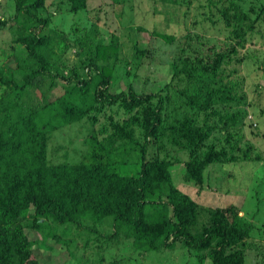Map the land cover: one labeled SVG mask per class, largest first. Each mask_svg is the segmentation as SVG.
<instances>
[{
  "label": "trees",
  "instance_id": "obj_1",
  "mask_svg": "<svg viewBox=\"0 0 264 264\" xmlns=\"http://www.w3.org/2000/svg\"><path fill=\"white\" fill-rule=\"evenodd\" d=\"M70 1L73 13L88 10L87 0ZM160 1L169 13L202 0ZM205 2L210 20L215 22L216 17L228 29L229 45H211L200 38L193 43L189 35L181 53L167 64L170 82L150 92L132 85L110 92L116 80L114 66L123 63L121 43L116 35L110 42L98 39L97 22L68 42L61 33H44L49 21L39 14L46 0H14L15 13L0 17V29L16 26L11 51L0 57V264H41L29 231L45 235L53 224L102 235L86 226L108 217L114 219V228L106 241L133 239L129 247L142 260L186 249L197 257L196 264H205V252L212 264H245L254 225L240 216L241 208L202 209L174 183L172 173L180 164L184 182L203 188L212 165L264 161V155L245 142L247 122L253 135H261L258 124L248 119L251 103L245 83L227 71L237 47L245 48L249 34L264 24V5L257 8L250 2L248 7L244 0ZM133 30L128 33L133 42L130 51L141 63L152 52L136 44ZM136 30L147 32L143 26ZM152 34L168 44L176 40L167 33ZM71 48L80 58L75 68L65 60ZM13 50H18L16 57ZM60 79L64 94L49 101ZM171 104L181 112L170 114ZM109 111L122 113L124 119L110 115L109 125L94 128L82 160L51 162L49 142L54 132L85 119L95 126L99 114ZM216 130L222 131L219 140H226L221 147L206 143ZM151 147H157L153 156ZM171 147L178 150L174 157ZM183 152L189 154L187 160L178 156ZM132 161L140 170L122 173ZM202 212L207 220L199 223Z\"/></svg>",
  "mask_w": 264,
  "mask_h": 264
},
{
  "label": "rangeland",
  "instance_id": "obj_2",
  "mask_svg": "<svg viewBox=\"0 0 264 264\" xmlns=\"http://www.w3.org/2000/svg\"><path fill=\"white\" fill-rule=\"evenodd\" d=\"M250 2L257 8L264 5V0H244L245 6L249 7ZM205 4H207L205 0L195 1L188 7L182 6L168 13L167 6L160 0H87L88 10L76 14L73 13L70 0H46L45 8L39 15L40 18L49 21V25L44 29L45 34L53 31L61 33L68 42L75 34L81 36L83 29L87 31L92 29L95 22L98 23V31L101 34L97 36L98 39L110 42L111 36L116 35L121 43L119 61L123 63L114 66L116 80L110 92L115 94L126 91L130 85L135 86L137 91L150 92L170 82L171 72L167 64L176 54L181 53L183 43L189 35L192 36L189 41L193 40V43L200 38L211 45L220 46V43L229 45L228 29L223 22L217 21L216 17H213L215 22L210 20L209 9ZM14 13V0H0V17L9 18ZM139 26H143L147 32L136 30ZM131 27L135 29L133 38L136 44L152 52V55L143 57L141 63L134 58V51H130L133 46V42L130 41L132 35H128ZM154 31L174 35L176 40L168 44L154 36L152 34ZM15 35L16 26L0 29V57L11 51ZM237 50L238 53L233 55V61L227 71L232 73L233 77L243 79L248 102L251 103L249 118L258 124L257 129L261 132L260 136L253 135V129L249 127L251 122H247L244 128L245 142L252 143L256 152L264 155V24L262 22L249 34L246 47L238 46ZM11 53L16 57L15 53L18 54V50H13ZM241 58L244 60L240 61ZM13 59L15 60L14 57ZM12 60L13 66L15 62ZM65 60L70 68H75L80 61L77 50L69 49L65 54ZM62 68L60 69L63 71ZM63 85L60 79L58 86L50 94L49 101H54L64 94ZM178 110L181 112L177 104H171L169 113L175 114ZM110 115L118 121L124 119L122 113L109 111L107 114H99V121L95 126L85 119L64 125L54 132L49 142L51 162L76 163L82 160L88 150L87 139L91 136V131L94 128L95 131H99L104 125H109ZM221 136L222 131L216 130L207 140V145L213 142L217 143L218 147L225 145V139L219 140ZM137 137L143 141L142 134L138 133ZM156 148H150L149 156L156 153ZM175 150L178 151L171 147L170 154L173 157L177 154ZM178 156L183 160L189 158V154L185 152L178 153ZM180 166L182 167L176 164L172 168L174 183L197 201L202 209L230 205L241 208L240 216L254 225L245 250V264H264V161L212 165L205 173L203 188L196 186L195 182L186 184L183 176L184 168L182 167V170ZM127 170L137 172L140 170V165L132 161L129 168L126 169L125 165L121 172L126 174ZM113 220L112 217H108L101 224H93V221H90L86 226L97 228L104 236L99 233H89L87 229L78 231L76 226L68 228L53 224L46 228L45 235L29 231L31 240H36L34 255L41 264H196L197 257L186 249L153 254L145 261L129 247L133 239L124 238L120 243L106 241V238L113 233ZM206 220L207 215L202 212L199 223H204ZM52 235H56L55 238ZM205 256V264H212L209 252H205Z\"/></svg>",
  "mask_w": 264,
  "mask_h": 264
},
{
  "label": "built area",
  "instance_id": "obj_3",
  "mask_svg": "<svg viewBox=\"0 0 264 264\" xmlns=\"http://www.w3.org/2000/svg\"><path fill=\"white\" fill-rule=\"evenodd\" d=\"M249 116H251V115H249ZM248 119H250L249 117H248ZM250 120H253V119H250ZM254 121V120H253ZM256 124V123H255Z\"/></svg>",
  "mask_w": 264,
  "mask_h": 264
}]
</instances>
